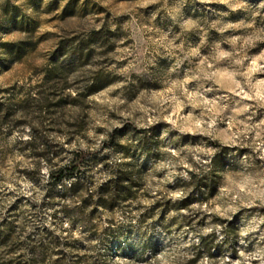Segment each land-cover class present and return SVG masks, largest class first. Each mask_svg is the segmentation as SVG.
<instances>
[{
	"label": "rangeland",
	"instance_id": "obj_1",
	"mask_svg": "<svg viewBox=\"0 0 264 264\" xmlns=\"http://www.w3.org/2000/svg\"><path fill=\"white\" fill-rule=\"evenodd\" d=\"M233 2L243 6L230 8ZM42 3L0 2V247L19 251L20 257L29 254L26 261L16 257L17 264H31L36 246L48 248L47 264L60 258L68 264H144L143 254L123 247L122 234L109 231L130 196L117 195L113 207L95 204L100 186L116 173L104 171L89 179L86 160L75 174L84 183L74 193L65 181L55 183L49 172L85 151L80 144L103 136L109 122L118 125L113 133H123L135 121H150L151 128L139 129L142 133L175 122L176 133L180 127L191 131L179 135L174 149L215 147L223 141L237 154L257 153L264 147V40L240 25L264 0ZM206 132L217 139L210 140ZM200 138L209 143H198ZM110 141L115 143L111 136L102 143ZM136 159L133 153L129 163ZM156 160L167 163L163 154H156ZM95 162L108 168L103 158ZM182 168L177 165V171ZM235 171L244 173L233 177L241 188L258 184L243 167ZM44 176L47 183H42ZM135 190L132 185L130 191ZM88 192L94 196L85 203ZM201 195L194 199L189 193L168 208L177 214L173 223L183 217L180 227L191 231L206 226L209 217L222 220L208 208L220 190ZM194 205L203 210L193 215L189 209ZM157 206L159 201L152 209ZM160 207L163 215L166 206ZM257 241L259 235L246 247L211 244L196 259L244 264Z\"/></svg>",
	"mask_w": 264,
	"mask_h": 264
},
{
	"label": "clouds",
	"instance_id": "obj_2",
	"mask_svg": "<svg viewBox=\"0 0 264 264\" xmlns=\"http://www.w3.org/2000/svg\"><path fill=\"white\" fill-rule=\"evenodd\" d=\"M47 3L48 0H43L41 6ZM242 6L241 2H233L229 5L230 8ZM262 8L264 4L259 8L251 9L249 22L240 25L258 40H264ZM27 11L31 14V9ZM0 55H3L2 51ZM208 90L210 91L211 88ZM159 118L163 119L162 116ZM115 127L118 125L109 122L103 136L96 137L89 145L81 143L80 148L85 150L82 158L89 162L91 169L89 179L97 173L113 172L127 177L129 186L136 187L134 192L122 187L116 189L117 195L129 191L130 199L124 206L123 214H116L115 222L109 229L117 236L123 235V247L126 250L143 254L144 264H203V260L196 259V255L202 253L206 246L211 244L223 246L232 243L234 247L237 245L246 247L248 242L259 235L255 251L244 258V264H250L252 260L257 264H264V243H261L264 241V187H260L264 185V147L253 155L237 154L232 147H225L223 141L215 147L196 149L180 147L177 150L173 148V142L180 134L191 129L180 127L179 133H176L175 122H172V127L161 126L159 130L151 129L143 133L139 129H150V121L145 123L135 121L123 133H113ZM205 134L210 140L217 139L212 133ZM110 136L115 143L110 141L104 146L102 141ZM197 142L205 145L209 143L203 138ZM235 143L236 141H232V144ZM240 144L243 146L244 141L241 140ZM133 153L138 159L130 164L129 160ZM105 154L110 155L111 159H106ZM156 154H163L167 163L157 161ZM257 157L259 163L256 162ZM102 158L103 163L108 165L107 169L102 170L101 166L96 165L95 161ZM145 161L146 166L141 167L145 165ZM177 165H183V168L177 171ZM241 167L244 168V172H249L258 178L257 185L245 184V188H241L235 183L233 177L240 178L244 175L243 172L235 171ZM164 169L167 171L164 172ZM161 173L163 178L158 179V174ZM75 179L65 180V183L71 185ZM47 180L48 177L44 176L42 183H47ZM97 182H99L98 176ZM169 184L171 188L168 187ZM197 184L199 188L194 192L193 189ZM253 187L255 191L249 195L248 192L252 191ZM213 188L219 189L221 195L211 200L208 208L216 216L222 217V220H216L215 216L209 217L206 226H193L191 231L180 227L184 222L183 217L173 223V217L177 214L168 211V208L182 201L189 193L193 194L194 199L202 198L201 194L206 195ZM253 196L257 199H253ZM157 201L160 202V206H166L163 215L160 206L152 209ZM202 210V205H194L189 209L193 215ZM230 223L231 228H229ZM74 238L75 233L69 237V239ZM16 257H20L19 251L10 253L8 248L0 247V264H17ZM20 258L26 261L29 259V254L25 252Z\"/></svg>",
	"mask_w": 264,
	"mask_h": 264
},
{
	"label": "trees",
	"instance_id": "obj_3",
	"mask_svg": "<svg viewBox=\"0 0 264 264\" xmlns=\"http://www.w3.org/2000/svg\"><path fill=\"white\" fill-rule=\"evenodd\" d=\"M95 88L96 87L89 89L87 94H89ZM45 148H48V145H45ZM83 152L84 151L75 152L67 163L59 166L56 169H52L49 172V176L55 183H61L65 180L70 181L73 177L76 178L75 182L70 185V191L74 193L78 192L80 190L79 185L84 183V177L75 176V174H78L81 167L86 162V160L82 158ZM119 187L129 189V191L132 188V186H129L127 177H122L121 175L114 174L106 181V183L100 186L95 202L96 206L113 207L114 204H112V200H117L116 189ZM129 191L122 192L121 194L123 195L120 199L127 200L129 198ZM86 194V199H83V202L85 203H87L89 200L87 198H92L94 196V194L91 192H88ZM48 252L49 251L47 247L36 246L32 248V254L29 261H31V264H47ZM62 261L64 263L65 260L60 258L55 264H63ZM64 264H68V262Z\"/></svg>",
	"mask_w": 264,
	"mask_h": 264
}]
</instances>
